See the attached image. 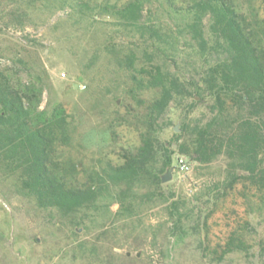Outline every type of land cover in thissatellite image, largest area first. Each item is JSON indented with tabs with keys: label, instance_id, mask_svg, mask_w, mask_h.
Masks as SVG:
<instances>
[{
	"label": "rangeland",
	"instance_id": "obj_1",
	"mask_svg": "<svg viewBox=\"0 0 264 264\" xmlns=\"http://www.w3.org/2000/svg\"><path fill=\"white\" fill-rule=\"evenodd\" d=\"M131 1L0 0V69L35 115L68 112L65 160L78 184L98 191L77 210L46 207L0 168V264H264V191L248 172L228 188L232 161L195 153L214 117L204 79L221 56L208 18L203 49L184 14L192 0H138L140 12L125 17ZM232 1L250 20L264 17L263 0ZM164 85L171 98L151 109ZM148 128L157 140L145 170L129 181L103 176ZM234 232L247 245L224 254Z\"/></svg>",
	"mask_w": 264,
	"mask_h": 264
},
{
	"label": "trees",
	"instance_id": "obj_2",
	"mask_svg": "<svg viewBox=\"0 0 264 264\" xmlns=\"http://www.w3.org/2000/svg\"><path fill=\"white\" fill-rule=\"evenodd\" d=\"M184 8L189 33L203 49L209 43L208 18L211 49L221 55L204 79L214 91V117L201 128L195 153L200 161L221 154L232 161L228 188L248 172L264 191V17L250 20L232 0H192ZM140 10L138 0L122 9L125 17ZM171 96L172 89L164 85L162 96L150 108L162 110ZM71 140L68 112L57 106L50 115H35L33 103L0 69V168L19 173L23 189L42 206L73 211L97 197L95 181L78 184L73 166L65 160L62 148ZM156 140L152 128L142 130L137 151L128 152L123 163L109 165L103 176L112 182L139 176L156 151ZM246 245L245 238L234 232L221 247L225 254Z\"/></svg>",
	"mask_w": 264,
	"mask_h": 264
},
{
	"label": "water",
	"instance_id": "obj_3",
	"mask_svg": "<svg viewBox=\"0 0 264 264\" xmlns=\"http://www.w3.org/2000/svg\"><path fill=\"white\" fill-rule=\"evenodd\" d=\"M175 170V167L172 166L171 169L169 171H167V173H165L162 177L163 181L166 182V181H169L173 178V172Z\"/></svg>",
	"mask_w": 264,
	"mask_h": 264
},
{
	"label": "built area",
	"instance_id": "obj_4",
	"mask_svg": "<svg viewBox=\"0 0 264 264\" xmlns=\"http://www.w3.org/2000/svg\"><path fill=\"white\" fill-rule=\"evenodd\" d=\"M180 165L182 166L183 169H186L189 167L187 162H185V160L183 158L180 159Z\"/></svg>",
	"mask_w": 264,
	"mask_h": 264
}]
</instances>
